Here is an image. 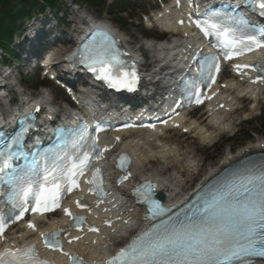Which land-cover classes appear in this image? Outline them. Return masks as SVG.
Segmentation results:
<instances>
[{
  "label": "snow or ice",
  "instance_id": "snow-or-ice-1",
  "mask_svg": "<svg viewBox=\"0 0 264 264\" xmlns=\"http://www.w3.org/2000/svg\"><path fill=\"white\" fill-rule=\"evenodd\" d=\"M248 3L254 10H259V15L264 17V0H248ZM195 23H197V27H200L199 22ZM239 23L244 24L246 21L241 19ZM207 27L215 29L216 25L210 24ZM201 31L205 36L209 35L205 28H201ZM254 31L258 35L264 36V28H257ZM213 34L218 35L216 32ZM223 35L227 37L229 32L224 31ZM224 47L238 49L234 54L243 55L264 48V42L258 40L255 35L238 42L234 37L231 40L225 39ZM96 62L103 66L112 63V60H106L101 55ZM242 67H252L253 71H264V69L250 65H236L237 69ZM103 71L105 75L102 78H108L114 86L131 87L132 81L127 79V73L123 74L124 79L113 80L112 74L107 68H103ZM132 79L134 80V75ZM21 140L22 134H17L12 143L19 146ZM94 144L95 140H93ZM72 147L77 148L76 144H73ZM77 151H79L78 148ZM103 151H107V149ZM14 155L19 159L23 155L22 150L15 153L0 151V184L9 185L8 200L12 208L15 209L7 221L8 223L20 219L27 207L37 213L50 211L52 207H59L62 188L59 181L62 178L71 180L72 187L78 186L73 177L83 175L90 159L97 158L92 157L89 151H84L77 155L78 163L66 167L61 161L60 153L51 158L46 166H43L44 157H40V162H37L33 157L29 161L28 167L30 169L42 168V175L38 178L39 184L37 187H33L36 181L31 179L25 181L16 168L12 167L11 160ZM57 161L61 162L57 163ZM126 161L127 157L122 158L120 166L124 167ZM97 173H99L98 169ZM127 178L125 177V179ZM89 182L91 183V181ZM66 190L71 191V187ZM210 196L211 198L206 200L200 210L199 219L177 220L173 225L165 226L155 234L146 232L126 249H122L114 261H109L108 264H231L234 261H243L246 257H264V165L226 178L221 183V187ZM77 206L86 207L80 202H77ZM156 210L164 211L153 202V214H158ZM64 211L66 215H73L68 209ZM74 220L79 228V224L84 218L74 217ZM27 226L33 227L30 222ZM5 227L6 222L0 218V233H3ZM88 230L98 231L91 227ZM57 235L58 233H42L45 247L59 250L61 246L60 242L56 240ZM0 239H2V235H0ZM73 239H79V237ZM71 259L74 264H84L79 257ZM0 264H48V262L39 259L34 247H28L15 250L4 249L3 252H0Z\"/></svg>",
  "mask_w": 264,
  "mask_h": 264
},
{
  "label": "bare ground",
  "instance_id": "bare-ground-1",
  "mask_svg": "<svg viewBox=\"0 0 264 264\" xmlns=\"http://www.w3.org/2000/svg\"><path fill=\"white\" fill-rule=\"evenodd\" d=\"M156 15L162 25L169 28L179 38L176 40H167L166 42H141L134 50L136 53H139L143 68L147 67L148 70L158 69L159 74H162L163 72L168 73L171 69L179 65V55L184 56L193 48H203V41L198 31L194 28L176 26L171 22L175 15L177 18L185 19L180 11L174 8H166L162 12L156 13ZM123 40L127 42L124 37ZM141 50H146L151 53L153 60L144 57ZM61 51L60 48H57L53 54L56 56ZM251 59H257V57L252 56ZM168 82L169 80L166 78L159 80L162 87L167 86ZM223 82L229 83V87L223 90L224 95L221 96V99L227 101V105L237 104V109L234 112L218 114L214 110H211L209 113L205 110L197 119H190L188 113H185L182 117L184 119L183 125L179 129L170 130L169 128H161V133L160 131L151 132L143 129L118 133V135L122 136L124 145H116V147L119 148L122 146L133 154L134 163L132 165V171L134 175L147 170V173L151 176L157 177L160 181L159 190L166 198L172 199L182 195L186 186L192 181H199L201 178L211 175L223 167L227 161L237 159L245 150H254L264 145V139H260L237 149L229 147L223 152L217 162L212 161L205 164V160L199 158L198 153L190 156V154L194 153V150H197L196 147L191 146L189 149L187 146H181L179 144L181 140L174 136V133L182 135L181 131L184 127L201 144H211L220 134L230 132L234 125V115L241 109V101L245 100L244 97H239L241 92L245 91V94H248L251 99L258 95L259 99L264 100V88L261 87L262 85L264 86V82L255 83L252 91L246 90V87L243 86L246 85V81L240 80L238 82L234 77ZM38 97H40L39 100L45 107L42 114H45L46 117L51 118L56 113L66 114L68 112L66 109L61 110L56 108L48 94H42ZM233 99L234 101H232ZM17 100L19 102L29 100L28 94L23 93ZM250 103L248 110L243 111V117H247L248 115L246 114L248 112L254 115L257 114L260 107L259 102L253 105V100H251ZM12 111V109H5L7 114H10ZM107 144L109 147L111 146L110 142ZM102 165L105 166V164ZM109 172L113 178L112 171L109 170ZM191 189L193 187L188 190ZM127 203H133L129 198L127 185L121 187L114 185L110 198L98 207H94L92 215L97 219H101L104 216H111L115 219V222L108 227L101 226L100 235H86L78 244H73L74 247L78 248L79 255L94 259L100 258L99 254L102 253L101 251H105L112 244H116V239L125 236L130 227L140 222L141 212L138 210V207ZM115 207H119V210L115 213H110L109 208ZM123 207L133 208L132 210H125ZM105 210L108 211L104 212ZM59 217L60 214L49 216L47 219L40 217L36 220V224L39 227H43L54 223L60 228H67L65 219ZM9 234V241L11 242L32 239L36 236L34 229L28 228L25 223L16 224Z\"/></svg>",
  "mask_w": 264,
  "mask_h": 264
},
{
  "label": "rangeland",
  "instance_id": "rangeland-1",
  "mask_svg": "<svg viewBox=\"0 0 264 264\" xmlns=\"http://www.w3.org/2000/svg\"><path fill=\"white\" fill-rule=\"evenodd\" d=\"M133 2L137 3L136 5L138 6V10L129 12V14L131 13L135 18L129 23L127 24L123 29L126 32V35L128 39L132 40L131 45H133V47H138L140 45V42L143 41V38L140 34V31H142L143 27L141 24V18L138 15V11H141L142 9H148L150 4L148 5V2L146 3H142L139 0H133ZM77 8H79L80 12H85V13H90L92 15H98L101 11H100V7H87V6H81L78 5ZM66 11L67 12H71L72 10L68 7H66ZM125 15V14H124ZM99 16V15H98ZM100 18L103 19H107V20H111L113 23V16H110L109 14L103 13L102 16H100ZM121 23H124V20L121 19ZM118 21V18H117ZM115 24V23H114ZM116 25V24H115ZM118 26V25H117ZM148 32H152L150 30H147ZM142 52L144 53V56L147 57L148 59L152 60L153 58L151 57V53H149L146 50H142ZM23 79L28 80V82H26V86L28 88H31V93H41L43 91H38L35 90V84H36V80L37 78H34L32 74L28 75V74H24L23 75ZM45 90V89H44ZM47 91L50 93V97H54L55 98V102L57 105H60L59 107L62 106V102H61V94L62 92L55 88L54 85L50 84V87L47 88ZM63 95V94H62ZM258 115L256 116H252L247 122H243V124L240 125L239 127V131L233 136L230 137L228 139L223 140L220 144H219V148L216 149V147H214V149H209V148H201L198 153H199V158L203 159L204 155L203 150H208V158H205V164L208 162H212V161H218L219 157L222 156V153L229 147L232 148H239L243 145H246L247 143L251 142V141H256L258 139H264V105L262 106V108H260L258 110ZM236 124L238 125L240 118H236L235 119ZM180 140H184L183 137H179ZM187 141H183V145H189V149H190V145H199L198 141L196 139L195 142H193L190 138L187 137L186 139ZM213 147V146H212ZM218 150V151H217ZM216 151V153H214ZM211 154H215V156L212 158ZM157 167V166H156ZM197 181H193L191 183L188 184V188L190 186H193Z\"/></svg>",
  "mask_w": 264,
  "mask_h": 264
},
{
  "label": "trees",
  "instance_id": "trees-1",
  "mask_svg": "<svg viewBox=\"0 0 264 264\" xmlns=\"http://www.w3.org/2000/svg\"><path fill=\"white\" fill-rule=\"evenodd\" d=\"M88 3L89 0H83ZM38 0H15L11 4V0H0V42L5 44L13 30L14 23L19 16L25 14V10L32 4H35ZM17 6V7H15Z\"/></svg>",
  "mask_w": 264,
  "mask_h": 264
}]
</instances>
